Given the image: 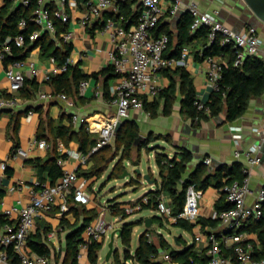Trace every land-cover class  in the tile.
I'll return each mask as SVG.
<instances>
[{
    "label": "crops",
    "instance_id": "obj_1",
    "mask_svg": "<svg viewBox=\"0 0 264 264\" xmlns=\"http://www.w3.org/2000/svg\"><path fill=\"white\" fill-rule=\"evenodd\" d=\"M181 1L183 2L182 9L173 16L169 14V7L173 1H162L166 15L159 27H162L160 29L161 34L171 32L177 37L179 22L186 12V6L193 0ZM119 2L126 3L128 9H131L133 14L140 10L141 5L138 0H116L115 5L104 12L101 18L91 22L87 27H82L81 20L86 11L85 2L79 0V5L76 8L71 6L66 7V12L70 18L67 24L68 30L74 36L70 43L72 47L70 57L74 60L75 65H78L82 72L89 76L87 80L89 87L85 93L70 95L76 98L75 109L69 110L66 104L59 99V94L55 92L54 87L45 81V75L57 67V64L55 61L53 62V57L43 56L40 48H36L31 52L25 60L26 65L23 69L25 79L28 81L26 89L32 93V98H21L19 94V105L16 108L0 109V111H3L0 117V215L6 216L11 224H15L18 221L19 214L14 210L15 208L20 209L27 206L33 193L40 190V186L51 185L48 172H44L42 177L38 175L34 164L35 161H39L40 163L48 162L56 152L58 155L57 164L63 173L65 171H75L79 177L81 174L89 172L93 167V162L90 159L87 164H83L78 157L77 154L81 153L77 142L71 141L68 145H64L60 139L54 140V133L59 126L69 127L72 125L76 131H79L84 126L87 131L98 136L100 129L117 114V107L112 105L111 101L105 97V91L108 89L111 94V89L118 84L119 77H117L116 73H114L116 76L113 77L110 73L109 75H100L98 79L94 78L93 75L104 72L112 66L109 60V53L112 52L114 45L110 33L105 31L103 24L109 21L112 16L119 13V8L117 7V3ZM195 2L200 11L216 16L221 23L237 33L249 27L241 20L243 13L240 10V0H195ZM4 5L5 1L0 0V9ZM44 6L55 17V13L60 8V1L44 0ZM130 21L129 19L126 23V27L128 28L135 26ZM122 22L123 17L119 18L116 23L121 25ZM47 33L49 38L55 42L56 47H63V44H60L59 38H57V34L52 35L49 32ZM259 34L262 40L259 56L264 59V32H260ZM186 48L190 51L187 57L186 69L193 78L198 98L206 102L212 93L206 85L207 65L205 62L195 61V54L197 51L202 50V44L196 41ZM31 64L34 65V71H37L38 75H34ZM175 68L172 67V69ZM5 70L6 68L0 59V83L3 90L0 92V95L3 93L7 94L8 83L5 77ZM107 81L108 87L105 88ZM156 81L161 89L169 85V80L163 72L158 75ZM42 94L47 95V99H42ZM152 102L154 100L149 101V103ZM162 108L163 102L159 107L158 116L154 118L145 110H132L129 112V116L125 118L129 122H136L140 128L141 135L145 138L154 135L168 136L170 139L169 141L160 140L150 145L151 147H155L152 151L155 165L149 171V176L152 174L154 179L160 184V171L155 160L157 153L164 152L172 158L175 156L179 157L181 151L188 150L193 155V161L188 165V174L195 171L197 166L204 163L206 158L212 160L209 166L206 165L210 172H215L223 166L231 169L235 168L242 174H244L245 169H249L251 194L246 198V205H252L256 201L264 183V137H260L253 132V128L264 122V95L254 98L250 102L248 110L242 118L234 122H227L226 113H223L218 118L202 122L199 128H193L191 120L181 113L180 95H178L177 102L170 116H164ZM18 113L21 115L17 119L15 115ZM31 114L32 117L29 118ZM73 115L86 120V123H80V121L74 122L72 119ZM11 123L12 127L10 128ZM238 128L242 131V139L236 144L234 137ZM192 133H196L197 135H193ZM38 135L42 136V139L38 140L46 141L49 148L31 146V142L37 139ZM254 146H261L258 152L261 163L258 166L251 167L245 156ZM18 149L25 150L27 157L18 156ZM144 150L146 149H143L142 152ZM236 153H239L240 157H236ZM60 161H62V165L59 164ZM3 163L7 164L5 171L1 169V164ZM217 166L218 168H216ZM114 167L115 164L110 165L109 176ZM80 178L84 179L83 177ZM99 180L96 178L87 180L86 191L90 195V202L88 204L76 203L72 206L71 211L64 214H61L59 207L55 206L50 211H44L42 217L37 220L35 230L31 236H35L37 232L43 234L45 229H48L44 241L52 251L50 257L51 264H64L67 236L85 224V219L89 212L95 211L98 216L89 222L88 225L99 217L101 210L94 204L91 198V193L94 192ZM139 183H141V186ZM144 183L148 184L145 181L142 183L140 179L137 180V184H130V187H126L118 195V198L122 199L117 200L116 197L114 200H116V203L123 204V207L128 208L141 199L134 200L136 193L133 191L143 189L147 194L157 189V185L154 183L153 185L148 184L149 190H146ZM111 191L113 194L117 193V189H111ZM201 192L202 197L199 200L200 215L196 223H191L194 226L191 231L176 227L170 220L160 217L154 210L134 212L131 215L129 214L128 219L123 220L121 216H113L111 214L109 208L110 201L103 206V209H107V219L109 221L113 224H121L120 230L125 223L143 220V224L135 227L133 231V234L134 232L138 234V243L134 250L131 246L132 254L138 249L140 237L149 230L145 227V224L148 219H151V241L156 245L159 244V240L162 238L175 250H184L186 247L192 246L195 253L206 261L210 250L209 237L215 235L219 239L223 255L228 258H234L235 245L229 240V237L238 235V229L229 230L221 221L214 219V215L218 213L215 206L221 198V192L214 187H209L207 190ZM125 198L130 202V206L128 207L125 206V203H122ZM161 199L166 201L167 204H172V199L167 193H163ZM10 211L12 213L9 215L8 212ZM153 218L155 219L153 220ZM155 220H157V223H155ZM4 227L0 230V234L3 233ZM136 229H139V233ZM52 233H56V236L52 237ZM239 235L242 236L245 244L254 246L259 243L258 235L253 231L245 230ZM81 237L83 241L87 239L85 229ZM179 239L181 240L180 243L178 242ZM105 240H103V248L99 252L98 264H101L100 262L103 260L100 254L104 249ZM28 253L35 254L29 249ZM123 254L124 251L122 254L119 253L121 259L123 258ZM166 255L168 253L165 252L160 257V260L164 261V264H179L172 263L171 258L170 260H166ZM77 262L78 264H90L88 253L82 259H78ZM110 263L114 264V261L111 262L110 260ZM132 263L134 264L133 260L126 262V264ZM0 264L14 263L11 260L8 262L0 260ZM135 264L138 263L135 261Z\"/></svg>",
    "mask_w": 264,
    "mask_h": 264
},
{
    "label": "trees",
    "instance_id": "obj_2",
    "mask_svg": "<svg viewBox=\"0 0 264 264\" xmlns=\"http://www.w3.org/2000/svg\"><path fill=\"white\" fill-rule=\"evenodd\" d=\"M37 7L38 0H31V4L28 7L14 5L9 0H6L4 7L0 9V51L4 54L2 63L5 68L15 62L25 61L36 48L41 49L43 56L53 57L57 67H63L66 65L67 60L70 58L72 51L71 44H64L60 38V35L68 30V26L59 22L57 18L54 17L53 13H51V18L57 27V38H59L58 40L60 44H63V47H56L55 42L49 38L47 32H43L40 38L33 43L28 40L30 34L40 30L34 22ZM117 7L119 8V13L112 16L110 20L117 22L119 18L123 17L121 26L126 29H130L126 27V23L129 19L131 20L130 23H137L138 17L141 13V6L140 10L134 14L131 9H128L126 3L119 2L117 3ZM23 20L27 22L25 30H21L19 27ZM107 22L103 24V28H105ZM161 22L154 30L153 36L156 38L165 34L169 37V44L165 52V57L168 59L179 60L184 48L199 41L202 44V50L196 52L195 61L205 62L210 56L220 58L222 75L219 80V89L213 91L209 100L204 102L206 108L209 109V114H206L205 111H199L194 105L195 101L199 98L196 93L193 78L187 71L186 67L177 66L175 69L168 68L163 70L162 72L166 74L169 80V85L161 89L158 96L154 99V102L149 103L145 101L144 110L149 112L151 117L154 118L158 116L159 107L162 102V114L164 116H170L173 112L174 105L177 102L178 95H180L181 113L185 115L187 119L191 120L193 128H199L202 122L218 118L223 113H226L227 122H234L246 114L249 104L254 98L264 95V59L262 57L259 55L247 56L241 66L235 67L234 61L236 50L234 49L233 44L222 46L220 36L217 37L214 43H209L210 29L205 26L197 31H192V17L187 10L179 22L177 37L171 32L161 34L160 29L162 27L159 28ZM21 34L26 36L24 47H16L14 43L11 42L9 43L11 52L4 53V45L7 40L14 39ZM109 73L112 77L117 75L114 74L115 69L113 66H110L106 71L93 75V77L98 79L100 75H109ZM117 77H119V75H117ZM88 79L89 76L85 75L78 65H69L67 66L66 72L52 76L50 80L46 82L54 87L57 94H65L76 102V98L71 97L70 95H78L81 82L87 81ZM27 83L28 81L25 79V84L20 92V97L30 99L33 95L28 89H26ZM107 87L108 81L105 83V88ZM0 97L10 98L11 96L3 93ZM105 97L110 101L112 100L108 89L105 91ZM2 114L3 112L0 113V117ZM20 115L21 114L18 113L15 117L18 119ZM11 127L12 123L10 125V128ZM140 135L141 133L138 124L136 122L126 121L119 133L115 136L116 148L118 152L121 153V161L115 165L111 172L109 176L110 181L119 178L125 173L126 168L124 167L123 162L133 160V153L135 150H137L140 159L143 149H149L150 145L157 141L170 140L168 136L151 135L145 141L140 142L139 145L136 146V141ZM37 139H42V136L38 135ZM58 139H60L64 145H68L71 141L77 142L80 153L84 156H89V159L93 162V167L89 172L80 175V177H83L86 180H90L91 178L99 180L115 160V158H109L110 156L106 155L107 151L110 150V145L93 153V149L98 143V136L87 131L84 126L80 128L79 131L74 130L72 125L69 127L59 126L54 133V140L57 141ZM179 155V157L175 156L171 158L164 152L156 154L155 160L160 171L161 182L158 184V181L154 179L152 174L150 175L151 180L157 185V189L150 191L145 195V197H148L149 202L143 204L142 209L138 212L146 210L156 211L161 195L167 193L172 199L171 206L173 209V215L177 216L183 211L186 202L187 189L190 186L195 187L198 191H205L209 187H214L220 190L221 198L216 203V211L220 213L230 210L232 204L227 201L226 195L222 190L228 184L235 181H242L245 178V175L237 171L235 168L231 169L225 166L220 167L215 172H210L204 163L198 165L195 171L188 174V165L193 161V155L188 150L181 151ZM139 159L134 161L135 166L140 165L141 161ZM57 162L58 155L56 152L48 162H34L35 167L37 168V173L40 177H42L44 172H48L51 185L60 181L64 174ZM135 182L137 181L133 180L132 184H135ZM140 202H142V198L130 207H134ZM74 204L76 203L71 199L69 202L70 211ZM109 208L113 216H121L123 220L128 219L130 216L126 213V208L123 207V204L116 203V200L110 201ZM97 216L98 215L95 211L89 212L86 216L85 224L67 236L64 264H78L79 246L84 242L81 237L82 233L86 226H88L89 222L94 220ZM154 219L155 218H153V220ZM7 223L11 224L10 220L4 215H0V230ZM142 224L143 220L139 222L125 223L121 227L120 240L125 250L122 259L118 250H116L114 254V264H126L129 260H134L138 264H164V261L160 260V257L165 252L170 256L172 263L195 264L198 261H205L195 253L192 246L186 247L184 250H175L162 238L159 240V244L156 245L153 241L147 239V234H151V229L147 230L140 237L138 249L132 254L131 244L133 231L135 227ZM175 225L176 227H181L188 231L193 230L194 227L191 223L184 220H179ZM245 230L253 231L258 235L259 243L258 245L253 246V258L256 260L264 259V217L260 220L254 218L245 220L237 233L240 234ZM47 233L48 229H45L43 234L37 232L35 236H30L28 239V249L37 255L50 258L52 251L44 241ZM178 242L180 243L181 240L179 239ZM102 248L103 241L89 242L88 258L90 264H98L99 252ZM7 254L12 263L18 264L17 256L11 248L7 250Z\"/></svg>",
    "mask_w": 264,
    "mask_h": 264
},
{
    "label": "built area",
    "instance_id": "obj_3",
    "mask_svg": "<svg viewBox=\"0 0 264 264\" xmlns=\"http://www.w3.org/2000/svg\"><path fill=\"white\" fill-rule=\"evenodd\" d=\"M6 1V0H3ZM14 5L28 7L31 0H9ZM60 8L55 13V17L64 25L70 21L66 12V7H78L79 0H59ZM85 2L86 11L81 20V26L87 27L91 22L102 17L103 13L112 8L116 0H83ZM141 5V13L134 27L126 29L118 25L115 21L109 20L105 26V31L109 32L113 41L114 48L109 53V60L115 69V73L119 75V82L111 89V104L117 107V114L112 117L99 131L98 143L93 149V153L111 144L115 138V128L119 121L127 118L129 112L144 111L145 101L154 100L161 91L156 78L163 70L185 66L187 57L190 54L188 48H184L179 60L168 59L165 52L169 44V37L165 34L154 37L153 32L158 24L166 15V10L162 4L163 0H138ZM169 7V14L176 15L183 7L181 0H172ZM192 17L191 30L197 31L205 26L210 29L209 43H214L218 36L221 37V45L225 46L233 44L235 53L234 66L239 67L243 64L247 56L259 55L262 40L258 30L254 27H247L244 31L237 33L230 27L217 20L216 16L200 11L195 0L186 6ZM35 24L40 28L29 35L28 40L33 43L40 38L43 32H49L52 35L57 34V27L51 18L50 12L44 6V0H38V7L35 11ZM20 29L25 30L27 22L20 23ZM61 39L64 44H70L74 38L73 33L67 30L62 33ZM13 42L16 47L22 48L26 43V36L18 35L14 39H8L4 45V53H10L9 43ZM4 54L0 51V59L2 61ZM55 59L53 58V62ZM206 67V85L212 92L219 89V80L222 75V64L218 57H208L205 60ZM25 61H18L10 64L5 70V77L8 83L6 93L10 98H0V109L16 108L19 105V94L25 84L24 67ZM75 65L74 60L70 57L66 65L63 67H55L44 77L45 81H49L52 76L67 71V66ZM34 75H38L34 71V65L31 64ZM89 87L88 81L81 82L79 93L84 94ZM2 84L0 83V92ZM47 95L42 94V99H47ZM59 99L63 101L69 110L76 108V102L66 96L59 95ZM199 111H205L209 114L204 101L198 99L194 103ZM32 117V114L29 118ZM74 122L86 123V120L80 119L73 115ZM241 129H237L235 134V143L238 144L242 139ZM253 132L260 137H264V122L253 128ZM31 146L40 148H49L44 140L34 139ZM261 146H254L246 153V159L251 167L258 166L261 163L258 152ZM18 156L27 157V152L18 149ZM83 164H87L89 156L77 154ZM236 157H240L236 153ZM212 160L206 158L204 164L209 166ZM62 165V161L59 162ZM7 164H1V169L5 171ZM245 178L242 181H235L226 185L223 192L226 199L232 204V208L227 211L216 213L214 219L221 221L229 230L239 229L245 220L254 218L260 220L264 217V183L259 192L256 201L248 206L246 198L251 194L249 182V169L244 170ZM88 181L81 179L75 171H65L60 181L54 185H42L40 190L33 193L27 206L20 209H14L18 212V221L15 224H6L3 233L0 234V260L8 262L7 250L12 249L17 256L18 264H51L50 258L36 254L28 253V239L34 232L37 220L42 217L44 211H50L55 206L59 207L61 214L70 211L69 202L72 199L74 203L88 204L90 195L86 191ZM38 185V184H37ZM202 192L190 186L187 189L186 202L183 211L175 216L170 204L160 199L156 208L157 214L170 220L174 225L179 220L189 223H196L200 215L199 200ZM149 202L148 197H143L142 202L134 207L126 208L127 214H133L142 209L143 204ZM12 211L8 212L10 215ZM115 232L114 224L107 219V209L101 211L99 217L85 228L87 239L79 246L78 259H82L88 253L89 242H102L110 233ZM117 232V231H116ZM56 233H52L55 237ZM225 238V237H223ZM234 243V258L225 257L222 253L220 242L217 236L209 237L210 250L209 257L206 261H198L195 264H264V259L256 260L253 258V246L245 244L241 235H232L229 237ZM147 239L152 240V235L147 234ZM166 260H170V256H165Z\"/></svg>",
    "mask_w": 264,
    "mask_h": 264
},
{
    "label": "rangeland",
    "instance_id": "obj_4",
    "mask_svg": "<svg viewBox=\"0 0 264 264\" xmlns=\"http://www.w3.org/2000/svg\"><path fill=\"white\" fill-rule=\"evenodd\" d=\"M251 22L254 23L253 27L256 28L259 33L260 32H264V27L263 26L261 27L260 22L256 23V22H254L252 20H251ZM154 148L155 147H151L150 146L149 149L144 150L141 153V158L140 159H139L137 150H135L134 153H133V160L124 161L123 162V165L126 168L125 172H128V173L131 174V179L129 177L122 179L121 177L125 174L124 173L119 178H117L116 180H111L110 181L108 173L110 172L111 168L109 167L108 171L98 181L97 185L95 186L94 192L91 193V196H92L91 198H92L94 204L101 211L103 209V206H105L107 204V202L116 199V197H117V200L122 199V198H118V195L121 194V192L126 187H130L129 185L132 184L133 180L137 181V180L140 179V180H142V183H143L144 180H143L142 176L139 177L138 174L136 173V170H141L143 175H149V171L151 170V168L153 169V166L155 165L154 155H153V152H152L154 150ZM106 155L110 156L109 158H111V157L113 159L115 158V160L111 163V165L112 164L116 165V164H118L121 161V153L118 152V150L116 148L115 139H113V141L111 142L110 150L107 151ZM138 159L141 161V163H140L139 166H135L134 165V161H137ZM135 183L137 184V182H135ZM139 184L141 186V183H139ZM144 184H145L146 190H149V186H147L148 184H146V183H144ZM101 186L104 188L103 190H102ZM111 189L112 190L113 189H117V193L113 194ZM133 192L136 193V196L134 197V200H138V199L142 198L146 194L143 189H137L136 191H133ZM122 203H125V206H127V207L130 206V202L128 201L127 198H125V200L122 201ZM135 218H137V217H135ZM155 223H157V220H155ZM120 226H121L120 223L114 224L115 231L120 230ZM137 230H138V233H139V229H136V231ZM111 234H112V232L106 238L104 249H103L102 253L100 254L101 258L103 259L100 262L101 264H109V263L105 262L106 261L105 258H106L107 252H108V244H109V241H110ZM137 243H138V234L136 232H134L133 238H132V248H133V250L137 246ZM115 249L118 250L119 253H121V254L124 251V247H123V245H122V243H121V241L119 239H116V241H115ZM112 261H114V256L111 258V262ZM134 264H135V261H134Z\"/></svg>",
    "mask_w": 264,
    "mask_h": 264
},
{
    "label": "water",
    "instance_id": "obj_5",
    "mask_svg": "<svg viewBox=\"0 0 264 264\" xmlns=\"http://www.w3.org/2000/svg\"><path fill=\"white\" fill-rule=\"evenodd\" d=\"M240 10L243 13V17L241 20L245 22L247 26L253 27L254 23L251 22L254 21L256 23L260 22L261 27H264V0H240ZM3 111H0V113ZM127 120L123 119L119 121L115 128V136L119 133L122 126L125 124ZM193 135H197L196 133H192ZM147 138L140 135L139 138L136 141V146L139 145L140 142L145 141ZM218 168V166L216 167ZM213 170V168H211ZM136 173L139 177L142 176L143 180L147 182L148 184L153 185L154 182L151 180L149 175H143L141 170H136ZM129 177L131 179V174L128 172H125V174L121 177L122 179ZM152 226V220L148 219L146 221L145 227L147 229H150ZM116 238H121V230H118L117 232H113L110 237V242L108 244V252L106 255V262L109 263L111 258L116 252L115 249V241Z\"/></svg>",
    "mask_w": 264,
    "mask_h": 264
}]
</instances>
